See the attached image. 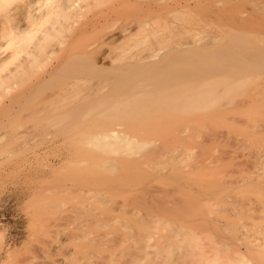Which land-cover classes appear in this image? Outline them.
I'll return each instance as SVG.
<instances>
[{
  "label": "rangeland",
  "instance_id": "rangeland-1",
  "mask_svg": "<svg viewBox=\"0 0 264 264\" xmlns=\"http://www.w3.org/2000/svg\"><path fill=\"white\" fill-rule=\"evenodd\" d=\"M246 2L256 4L243 6L246 11L235 15ZM190 7V12L171 17L187 32L164 40L163 45L211 47L206 57L210 63L196 66L185 62L183 66L196 70L201 85L207 76L222 82L241 70L247 77L244 86L215 88L200 107L184 110L178 117H148L145 127L149 135L127 131L130 138L156 140L155 146L134 148V152L124 147L132 165L146 157L148 167L137 164L135 168V164L133 168L126 153L121 155L130 161L117 154L121 151L109 156L101 152L105 159L115 161L113 169L103 157L96 158L101 148L75 145L83 150L81 155L78 151L82 150L75 153L68 143L61 145L56 135L50 151L44 145L38 147L42 161L33 181H22L17 175L23 164L16 172L10 168L13 174L6 169L4 186L0 182V264H132L124 253L129 244L123 240L142 234L151 238L150 251L163 254L168 245L174 247L169 258L155 257L143 264H195L193 257L182 259L186 245L179 243L181 229L196 235L206 254L217 249L221 264H264L260 257L264 254L260 249L264 229V67L250 59L254 49L264 47V0H191ZM30 14L38 12L30 10ZM157 17L152 12L146 20L155 26ZM118 51L124 52L122 48ZM207 112L216 115L207 116ZM184 127L186 132L174 133ZM45 138L41 135L40 142ZM160 148L167 150L165 155ZM196 168L207 175L168 179L166 186L153 181L160 183L173 172ZM142 192L148 201L141 198ZM132 197L141 201L133 202ZM147 211L151 213L145 215ZM68 215L87 222L73 219L75 225ZM51 239L56 247L50 246ZM76 244L82 250L78 248L79 253L72 257Z\"/></svg>",
  "mask_w": 264,
  "mask_h": 264
},
{
  "label": "bare ground",
  "instance_id": "bare-ground-1",
  "mask_svg": "<svg viewBox=\"0 0 264 264\" xmlns=\"http://www.w3.org/2000/svg\"><path fill=\"white\" fill-rule=\"evenodd\" d=\"M190 3L191 0L163 3L160 0H0V55L5 54L0 59L1 185L6 179V169L9 168L10 173L11 169L19 170L21 166L25 169L17 174L20 180L33 181L42 161L38 147L44 145L46 152L50 151L56 144V135L61 145L68 143L75 153L80 149L77 146L86 143L102 149L96 158L105 159V153L109 156L121 151L117 154L123 161L131 160L130 152L124 147L134 152V148L156 145L153 137L130 138L127 133L131 130L136 135L143 131L149 135L145 127L148 117H178L184 110L200 107L204 99L216 92L215 88L244 86L247 77L241 70L222 82L207 76L201 85L194 75L196 70L183 66L185 62L196 66L210 63L206 57L211 47L194 43L163 45L164 40L187 32L174 24L171 17L190 12ZM255 4L242 3L235 15ZM26 8L29 12H22ZM30 10H37L38 14L31 15ZM152 12L158 16L155 26H150L146 20ZM119 48L124 52L120 53ZM250 57L264 67V47L254 49ZM207 113V116L216 115L215 112ZM186 131L184 127L175 129L174 133ZM41 135L46 136L43 142L39 140ZM160 149L161 155H165L167 150ZM122 152L129 159L124 158ZM78 153L82 155L83 150ZM93 154L95 158L96 153ZM107 158L104 161L116 169L115 161ZM143 159L144 162L138 159L140 163L135 160V166L133 160L126 163L142 168V165L147 166V158ZM206 173L199 168L184 169L165 176V181L159 177L160 183L158 179L153 181L166 186L168 179L177 181L180 177L205 176ZM142 194L139 195L145 200L147 195ZM139 195L136 194V198ZM134 199L133 202L138 201ZM70 216V221H74L76 216ZM83 219L75 221L83 224L87 220L82 222ZM183 232V229L179 231L183 237L179 243L186 245L182 259L193 257L195 264H221L217 249L208 255L200 247L196 235L191 231ZM54 237L57 239V234ZM260 241V249L264 252V229ZM49 242L50 246H57L54 239ZM123 242L129 244L124 253L132 264H143V260L155 257L167 259L174 248L168 245L163 254L150 251L151 238L147 234L138 238L129 235ZM80 246H74L72 257L79 253ZM260 254L264 259V254Z\"/></svg>",
  "mask_w": 264,
  "mask_h": 264
}]
</instances>
